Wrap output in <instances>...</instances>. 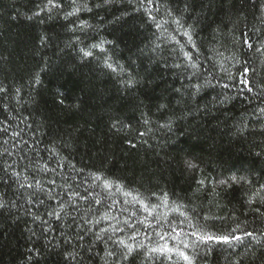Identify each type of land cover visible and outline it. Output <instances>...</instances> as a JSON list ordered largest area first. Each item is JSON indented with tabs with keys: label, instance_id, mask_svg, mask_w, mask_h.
Segmentation results:
<instances>
[{
	"label": "trees",
	"instance_id": "1",
	"mask_svg": "<svg viewBox=\"0 0 264 264\" xmlns=\"http://www.w3.org/2000/svg\"><path fill=\"white\" fill-rule=\"evenodd\" d=\"M55 2L62 7L53 8L50 13L45 9L33 16L48 0H0V87L7 89L0 92V127H8L7 133L0 132V152L7 148L13 153L0 157V164L15 160L18 163L14 167L19 171L28 164V159L21 160L22 156L47 159L49 150L55 147L61 157L84 169L81 177L88 172H102L142 197L166 192L168 207L158 209L160 213L170 212L173 202L183 204L186 207L181 211L192 215L193 223L202 231L241 237L229 244L208 242L205 246L190 236L194 229L187 221L179 224L184 217L170 212L167 222L158 226L153 217H148L153 222L151 228L137 224L141 234L135 243L155 247L166 240L174 246L177 241L169 237L160 240L154 234L161 228L171 232L169 224H173L184 229L180 240L199 245L196 264H264V203L259 199L253 204L248 202L249 196L264 184V117L258 111L264 108V55L255 51L258 38L264 43V9L260 7L264 0H160V12L153 11V15L157 20L163 16L169 21L162 36L143 9L136 11L138 0H111L107 4L104 0H87L92 11H81L68 19L64 16L72 10L70 0ZM84 2L77 0L78 4ZM185 4L188 11L181 22L195 29L192 36L199 52L175 31L176 25L165 13L166 5L180 16ZM81 20L90 27L84 32L70 30ZM244 32L253 42L251 50L242 47ZM170 34L176 35L200 64L198 75L212 79L215 87L191 94L193 89L188 85L203 83V79L189 81L187 77L197 70L171 67L183 64V58L178 51H172L178 46L169 43ZM100 40L111 42L105 45L107 52L93 50L99 58L81 59L78 49H87ZM106 56L127 71L118 75L104 67ZM221 65L236 79L223 77ZM244 67L250 69L246 79L252 92L240 82L245 79L240 76ZM37 73L39 85L33 83ZM129 73L137 81L132 88L121 83L129 78ZM213 77L230 87L222 88ZM224 96L229 97L225 103L216 102ZM145 118L148 125L143 123ZM116 120L120 121V131L112 128ZM169 120L173 122L171 131L161 127ZM16 132L20 135H13ZM65 144L71 147L65 148ZM33 149L38 150L39 157ZM186 160L193 161L198 169L187 168ZM49 164L56 167V158ZM57 172L59 175L37 177L57 197L49 200L41 194L43 204H33L27 199L33 190L18 188L0 172V193L6 201L5 207L0 208V264H75L65 256L71 251L65 244L68 237L73 246L80 243L92 248V253L80 250L86 261L88 255L103 256L104 244L95 241L93 234L116 221L86 225L91 232L84 234L83 241H77L81 230L72 223V216L81 223L85 217L95 220L108 211L110 216H117L119 227H126L123 221L131 211L138 212L133 223L147 215L139 205L121 204L109 211L110 200L89 209L93 199L90 196L88 202L78 201V212L57 221L47 213L59 211L60 198L67 199L61 187L63 177L76 176L67 166ZM231 175L246 176L252 183L231 187L217 183ZM51 178L56 179V186L48 185ZM202 179L204 186L198 183ZM68 182L73 188L78 182L82 185L80 178ZM79 191L84 194L83 186ZM100 195L103 198L105 194ZM111 199L124 198L117 193ZM152 203L158 201L153 199ZM121 207L129 211L117 215ZM197 215L209 219L196 220ZM37 216L42 219H35ZM245 232L254 235L249 237ZM116 235L127 240L131 230ZM185 251L192 254V249ZM99 256L87 264H104ZM172 256L169 261L157 254L151 260L141 255L131 264H186L175 253Z\"/></svg>",
	"mask_w": 264,
	"mask_h": 264
},
{
	"label": "snow or ice",
	"instance_id": "2",
	"mask_svg": "<svg viewBox=\"0 0 264 264\" xmlns=\"http://www.w3.org/2000/svg\"><path fill=\"white\" fill-rule=\"evenodd\" d=\"M70 3L72 5V10L65 13L64 19H68L71 16H78V14L81 11H88L91 12L92 8L88 6L87 0L83 4H78L77 0H70ZM104 3H111V0H104ZM100 4H95V7H100ZM62 5L55 2V0H48V3L45 5L44 8H40L38 12H34L33 16H38L40 12L47 11L50 13L53 8H61ZM261 9H264V3H261L260 5ZM160 0H138V7L136 8V11H140L143 9V11L146 13L148 19L153 22L156 29L161 30L160 35H164L165 32H167V28H165V25L169 22L167 19H165L163 16H161L160 20H157L156 16L153 15V11L159 13L160 12ZM188 11V6L185 4L183 11H181L180 16H176L173 10L170 7H167L165 5V13L166 15L171 18V23L176 25L175 31L180 35L186 38L187 44L191 47L196 49L197 52H199V48H197V45L195 41L193 40L192 32L195 31L193 26L189 24L187 27L184 26V24L181 22L182 17L184 13ZM31 19L32 17H28ZM119 19V18H117ZM90 25L87 21L81 20L77 25H75L70 30L76 31L77 29L81 32H84L85 29L89 28ZM258 32V30H257ZM244 39L242 47H245L249 50L253 49V42L249 39L248 33H243ZM45 38H42L41 43L44 42ZM159 39V37H157ZM175 42V44L178 46V48H173L172 51H178L180 56L183 58V64L181 63H175L171 65L173 68H181L182 66L186 69H195L197 71H192L191 75L187 77L189 81L193 79H203V83H192L188 85L189 88L193 89L192 95L195 96L201 92V90L205 87H215L212 83V79H208L206 77H203V75H198V71L200 69V64L194 60L193 54L190 51L185 50V46L180 43V41L177 39L176 35H169V43ZM77 43H80L79 37H77ZM110 41L100 40L98 43H92L88 46V48L80 47L78 50L81 53V59H86L89 57L99 58L96 56L95 52L93 50H98L100 53H106L107 49L105 47L106 44H110ZM156 47H159V45H156ZM155 51V49H153ZM256 52L261 53L264 55V43L257 42V47L255 48ZM111 61V57H105L103 60L104 67L110 69L113 73H116L118 75L123 74L127 70L122 65H114ZM239 63V61H237ZM245 64L248 63V61H244ZM167 67V65H166ZM43 70V69H42ZM220 73L223 75V77H226L227 80L233 81L236 79V77L233 76V74L229 71L228 68L224 67L223 65L220 66L219 69ZM250 71L248 67H244L243 71L240 73L241 77H245V79L241 80L240 82L245 85L248 92H252V88L249 86V81L246 79L247 73ZM209 76H211V73H208ZM213 79H216L213 77ZM34 84L39 85L41 83L40 75L39 73L36 74L34 77ZM121 83L125 85L128 88H132L136 85L137 81L131 77V73H129V78L127 80H121ZM216 83L219 84L222 88L227 89L230 87L228 83L221 84L220 79H216ZM7 89L4 87H0V92H6ZM177 92H180V89H176ZM17 92H19V89H17ZM261 95H264V93H261ZM214 100L216 98H213ZM229 97L224 96L223 98L217 100V103L223 104L225 103ZM61 104L64 103L63 100L59 101ZM78 107V105H76ZM161 108H164V105L160 106ZM260 115L264 117V108L258 109ZM143 123L145 125L149 124L148 119H144ZM173 122L172 120H169L166 124L162 125L161 127L168 129V131L172 130ZM124 127H131V125H124ZM112 128L116 131H120V121L116 120L112 123ZM148 131H151V128L148 129ZM0 132L7 133L8 127H0ZM13 135L19 136L20 133L16 132ZM140 136L145 135V133H139ZM146 143V141H144ZM5 144L8 143L7 140L4 141ZM129 145L132 147H135L134 144H132L131 141H128ZM65 148H70V144H65ZM37 152V156L39 157V152L36 149H33ZM5 154L12 156L13 153H11L7 148H5L2 152H0V157H3ZM53 158H56V167H51L49 164V161H51ZM28 159L27 166L23 167L22 170H17L16 167H14L15 164L18 162L13 160L12 163H8L7 161H4L2 164H0V172H3L5 175H8V179L12 180L18 188L20 189H31L33 190L27 197L29 201H31L33 204H36L37 201L39 204H43L44 200L39 199V196L42 194L46 199L49 200H55L57 199L56 196L52 193V188L46 186L40 179L37 177L40 174H48L53 173L56 175H59L57 172V169L65 168L66 166L70 169H72L73 172L76 173V176H70L65 175L63 177L64 183L61 185V187L64 188V194L67 196V199H64L63 197L60 198V202L58 204L59 211L56 209H53L52 211H49L47 213L48 216L54 217L57 221H60L62 217L64 216H72V212H78V201L82 200L85 202L89 201V197H93L92 202L88 205L89 209L92 208L93 204L99 205L103 204L105 200H110L111 202L107 204V208L109 211L116 210L117 205H139L140 208L143 210L144 213H147L146 216H144L142 219L137 221L136 223L132 222V218L135 217L138 212L137 211H131L130 216H127L123 223L126 227H119L120 221L117 220V216L113 215L110 216L108 211H105L104 214L95 220L89 219L85 217L83 219V222L76 223V219L74 216H72V223L76 224L77 229H80V233L76 236L77 241H83L85 236V233L91 232L90 227H86V225H99L102 220H112L116 221L115 224H110L108 228H100L99 232L94 233L95 241L103 242L104 248L103 256H99V254L94 255H88L87 261H91L95 259L97 256H99L100 259L104 261V264H131L132 261H134L138 256L143 255L146 260H151L153 257V254H157L160 257H166L167 260L171 261L173 259L172 254L175 253L177 257H179L180 260L185 261L186 264H196V257L200 255V248L199 245L195 242L188 243L186 240H180L179 234L184 231L183 228H179L178 226H174L173 224H169V228H171V232L164 231L162 228L158 231H156L154 234L159 237L160 240H165V237H169L172 241H177V243L174 246H170L168 241L165 240V243L163 245L157 244L155 247H146L144 243H135V240L138 235L141 233L139 232L137 228V224L145 225L146 227H153V222L148 219V217H153L155 220V224L158 226L161 224V222H167L168 216L170 212H177L180 216L184 217L185 219H182L179 221V224H184L186 221L191 225V227L194 229L191 233V237H195L196 240H198L200 243L207 245L208 242H217V243H224L229 244L232 241H239L241 239L240 236L236 235H214L211 233H207L202 231L201 229L197 228V225L193 223V216L190 215L186 211H181L182 208H185L186 206L183 204H175L173 202V207L170 209V212H164L160 213L158 209L161 207H168L169 203V197L168 194L165 192L162 195H158L157 193L153 192L150 193L147 197H142L141 193L138 191L133 192L131 190L125 189L124 185L119 183L118 181H115L111 178H108L105 176L102 172H88L87 175H83L81 177V174L84 173V169L82 168H76L74 164L71 163V161H68L67 157H61L60 152L56 150L55 147H52L49 150L47 159H44L43 157H40L39 159H31L27 156H22L21 160ZM62 161H67V164H65ZM185 165L189 169H198V165L195 164L191 160H186ZM29 170H31V174H29ZM78 178L82 179V185L81 183H77L76 188H73V185L69 183L68 181L71 180H77ZM89 180L91 183H89ZM0 182H3V178L0 177ZM201 186H204L205 181L202 179L198 182ZM217 183L221 186L225 187H231L232 184H251L252 180L249 179L246 176H237V175H231L227 177L226 179H220L217 181ZM48 185L56 186L57 181L55 178H51L48 180ZM83 186L84 194H81L79 191V188ZM99 190V191H97ZM264 191V184H261L259 189L252 193L251 196L248 198L249 204H253L257 202V199L264 203V195H261V192ZM101 193H104V197L101 198ZM117 193H119L120 196H122L124 199L118 200V199H111L114 197ZM33 197H36V199H33ZM131 199H128V198ZM153 199L158 201V203H152ZM6 201L3 199V193H0V208L5 207ZM71 209V211H69ZM128 208L121 207L119 208L117 215H119L120 212H128ZM195 211V210H193ZM257 212H259V208L256 209ZM35 219H42L41 217L37 216ZM196 220L203 219L208 220L209 218L207 216H199L197 215L195 217ZM71 227V225H69ZM126 229L131 230V235L128 237V239H122L119 235H116L117 233H123L126 231ZM188 235V234H186ZM244 235L252 237L254 234L252 232H245ZM132 241V242H129ZM65 244L68 245L71 248V251H68L65 253L66 259H70L75 262V264H87V261L85 260V257L81 255L80 250H83L86 253H92L91 247H85L83 244L78 243L76 246L72 245V239L71 237H68L65 239ZM182 245V247H181ZM79 249V250H78ZM185 249H192V254L190 255Z\"/></svg>",
	"mask_w": 264,
	"mask_h": 264
}]
</instances>
